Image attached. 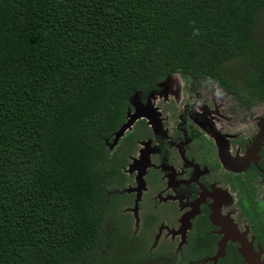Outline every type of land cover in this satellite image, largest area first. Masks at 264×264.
Listing matches in <instances>:
<instances>
[{
	"label": "trees",
	"instance_id": "1",
	"mask_svg": "<svg viewBox=\"0 0 264 264\" xmlns=\"http://www.w3.org/2000/svg\"><path fill=\"white\" fill-rule=\"evenodd\" d=\"M174 73L264 100V0H0V264L98 260L105 142Z\"/></svg>",
	"mask_w": 264,
	"mask_h": 264
},
{
	"label": "flooded vegetation",
	"instance_id": "2",
	"mask_svg": "<svg viewBox=\"0 0 264 264\" xmlns=\"http://www.w3.org/2000/svg\"><path fill=\"white\" fill-rule=\"evenodd\" d=\"M179 76L193 93L203 83ZM162 80L135 92L140 117L113 145V137L105 142L118 164L105 193L117 200L102 224L98 260L88 264H246L239 250L264 264V117L252 123L249 114L240 125L253 129L226 132L233 123L202 120L196 103L181 97L185 88L167 93L172 100ZM212 86L244 110L264 103ZM133 109L129 103L124 121Z\"/></svg>",
	"mask_w": 264,
	"mask_h": 264
},
{
	"label": "rangeland",
	"instance_id": "3",
	"mask_svg": "<svg viewBox=\"0 0 264 264\" xmlns=\"http://www.w3.org/2000/svg\"><path fill=\"white\" fill-rule=\"evenodd\" d=\"M236 70L235 65L230 68V71ZM235 72V71H234ZM236 83L239 84V81L235 79ZM158 85H161L162 94L168 96V98L175 100L171 95H168L167 93H170L171 91L175 93L177 90V93L181 96V90L184 89V93L181 97H187L192 103H196V112L201 116V119H207L214 124H223L222 120L226 119V124L230 125L231 123L234 124L235 130H229L226 132H240V131H246L253 129L252 123H255V120L258 119L259 114L261 113V117H264V103L263 102H257L255 103L250 109L244 110L243 107H239L235 100H233L228 95H220L215 88L212 86V83L203 82L200 84L201 86H197L198 89L195 93L191 91L190 87L193 85L189 82H184V80L177 74H172L168 77H166L164 80H162ZM193 93H191V92ZM188 92V94H187ZM198 99V102L196 101ZM185 99L179 101V103H184L186 101ZM138 96H134L130 99V104L134 107L133 112H139L143 111L144 108L139 106L138 104ZM132 114V112H128ZM254 117L249 125L243 126L240 125V123L244 122L246 120L245 117L249 116V114H253ZM199 119L198 117H196ZM199 119V120H201ZM225 121V120H223ZM223 127V126H222ZM113 145L110 144L109 147Z\"/></svg>",
	"mask_w": 264,
	"mask_h": 264
},
{
	"label": "water",
	"instance_id": "4",
	"mask_svg": "<svg viewBox=\"0 0 264 264\" xmlns=\"http://www.w3.org/2000/svg\"><path fill=\"white\" fill-rule=\"evenodd\" d=\"M134 96H136V93H134L131 98H133ZM129 103H130V100H129ZM126 117H127L126 120L114 132L111 144L112 143L114 144L116 142V140L124 133V131H126L129 128V126L133 123V121L136 118L140 117V114L138 112L133 113V114L127 113ZM211 222L215 225L222 227V224L215 222L214 219H212ZM225 226H227L226 229H229L231 227V225L229 226V224H227ZM221 247H222L221 244L218 245L219 250L217 251V255L221 253ZM239 253L244 258V263H246V264H260L257 261L252 262V258L250 257V254L245 253L244 250H242V251L239 250Z\"/></svg>",
	"mask_w": 264,
	"mask_h": 264
}]
</instances>
